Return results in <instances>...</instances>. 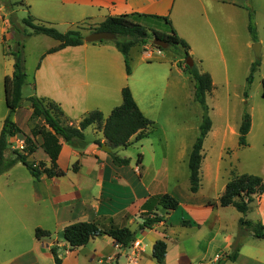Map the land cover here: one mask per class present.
Segmentation results:
<instances>
[{
    "label": "crops",
    "instance_id": "1",
    "mask_svg": "<svg viewBox=\"0 0 264 264\" xmlns=\"http://www.w3.org/2000/svg\"><path fill=\"white\" fill-rule=\"evenodd\" d=\"M19 1L22 2L19 5L23 10H28L37 21L55 24L56 21L52 23V20H60L67 24V30L86 20L97 25L108 16L122 14L167 17L178 37L189 48L193 45L214 46L220 49L221 59H224V54L220 36L233 48L239 46L248 49L253 43L250 36L244 37L242 31H248V8H254L252 2L255 0ZM4 4L0 0V132L8 115L4 79L10 77L14 69V60L8 55L7 45L14 39V31L10 29L8 19L12 11L8 13ZM141 23L145 25L143 21ZM236 25L241 26L238 36L233 30ZM150 28L158 31L154 27ZM39 35L42 36L39 38L42 57L31 76L32 93L21 99L20 106L11 115L12 121L24 135L30 136V130L35 124L45 125L43 117L31 119L32 109L27 100L31 96L59 104L68 125L76 124L87 112L93 110L100 111L106 118L114 107L120 105L121 89L125 86L130 88L138 106L130 82L132 72L126 73L124 56L115 44L108 41L84 42L79 46H69L46 54L58 42L46 35ZM133 48L138 49L136 53L140 54L139 62L159 59L162 53L158 48L151 50L149 43L136 45L130 51ZM176 71L183 73L179 68ZM229 130L234 132L233 128ZM250 131L251 126L248 134ZM87 132L90 133L88 138ZM23 134L10 139L9 151L12 150L14 140H24ZM84 135L87 145L82 154L59 137L61 149L57 165L65 170V175L61 177L48 178L42 174L34 178L20 162L0 175V264H54L49 254L51 244L58 248L61 264H120L121 259L127 262V256L133 258L132 264H157L152 257V248L157 240L166 243L164 264H213L221 253H215L211 259L207 253L211 247L202 249L199 242L205 238L212 242L219 232L223 236L225 251L230 248L234 234L225 232L224 221L220 218V208L227 207L206 205L210 199H217L228 179L223 181L215 198L201 197V173L200 187L196 193H192L194 196L184 202L177 200V209L183 207L189 219L181 218L179 224L172 227L166 220L168 212L157 200H152L157 195L167 193L161 186L163 182L155 177L147 188L142 181L143 157H137L131 171L127 168L130 159L128 165L116 166L110 152L116 153L121 147L109 148L102 131L95 125L88 126ZM95 140L101 146L95 144ZM34 141L37 149L28 159L36 165L44 163L49 166L50 160L40 147L42 137L38 135ZM8 150L6 156H9ZM76 162L77 169L73 171L72 166ZM218 166L215 169V181L219 179ZM196 195H200L199 198ZM257 200L259 222L264 226V193ZM143 213H151L150 217L160 216L162 220L150 229H139L143 222L140 214ZM92 221L129 228L135 233L134 242H139L138 247L123 250L110 237L102 235L94 237L84 246L70 248L63 240L64 228L74 223ZM183 221H187V224L183 225ZM36 228L49 231L50 236L37 239L34 234ZM242 246L237 259L229 261L231 264H238L243 259ZM247 260L244 262L249 264L253 261Z\"/></svg>",
    "mask_w": 264,
    "mask_h": 264
},
{
    "label": "rangeland",
    "instance_id": "2",
    "mask_svg": "<svg viewBox=\"0 0 264 264\" xmlns=\"http://www.w3.org/2000/svg\"><path fill=\"white\" fill-rule=\"evenodd\" d=\"M1 1L3 3L10 1L12 4L11 9H7L8 13L12 11V17L8 16V19L11 23L10 29L17 31L13 35L14 39L7 43L9 57L13 58L11 52L19 48L18 42L23 45V66L27 74L22 87V98L24 99L32 93L31 76L42 57L40 54L41 44L39 43V38L42 36L22 37L24 31H30L22 23V19L27 18L28 15L32 16V14L28 10H23L19 5V0ZM252 3L256 41L252 40L248 31H242L244 37L250 36L253 42L250 48L245 49L239 46L233 48L220 36L225 60L220 57V49L214 46L193 45L189 49L188 57L193 61V66L200 72L208 73L213 84L212 91L205 96L209 108L208 116L211 120V129L202 146L203 159L200 167V179L202 173L203 186L200 190L201 197L215 198L220 192L223 181L231 179L235 174H240V171L264 178V96L262 94L264 91V0H255ZM53 21H56L55 24L43 22L46 25H52L59 32L67 31V24L60 20H52V23ZM143 23L147 28L154 27L160 32L168 30V26L160 20H145ZM95 26L93 21L86 20L70 29L78 30L82 36H85L93 32ZM233 30L238 36L241 33V26L236 25ZM152 39V32L148 31L146 43H149L150 49L154 51L156 47L151 44ZM235 41L237 44V38ZM239 41L241 43L240 39ZM108 42L114 44L113 40ZM254 43L259 44L258 57L255 56L252 49ZM136 52L138 49L133 48L128 60L130 73L132 72L130 82L134 87L138 106L145 116L153 121V126L148 129L147 136L143 139L133 140L126 148H118L116 155L120 158L130 159V166L127 167L130 171L134 168L137 157L141 155L143 157L142 181L147 188L156 177L160 182H163L161 186L167 193L172 194L176 200L184 202L194 196L189 191L187 159L191 147L199 135V126L202 121L201 106L194 99V87L188 78L189 75L181 68L185 65L182 51L175 52L173 47L169 46L162 50L159 59L153 58L143 62H139L140 54ZM249 59L252 63L259 62L250 84L246 81L252 65ZM177 68L183 73L179 74L176 71ZM245 113L250 117L251 131L246 136V145L240 147L237 143L238 127ZM64 123L67 124V121ZM230 128L234 129L233 133L229 130ZM86 137H90L89 132L86 133ZM217 165H219L220 171L219 179L215 181ZM200 195H196V197L199 198ZM152 200L155 201L156 197H153ZM256 200L257 198L252 203L251 211L245 216L246 219L254 222L260 219L257 210L258 200ZM210 201H214V199H210ZM220 211L225 232L234 234V238L230 248L226 251L220 232L212 242H208L207 238L199 242L202 249L211 247L207 251L211 259L215 253H221L213 264H231L226 256L231 254L234 247L237 246V242L239 245H243L242 257L244 260H253L250 264H264V238H255L249 229L241 228L237 221L239 213L233 207L220 208ZM148 215L150 217L151 213L140 214V217L145 219ZM181 218L189 219L183 211V207L175 211H168L166 220L168 225L175 227ZM53 245L51 244V246ZM130 248L134 249L133 243ZM129 258L127 256V262L125 259H121L120 264H128ZM256 258L258 261H255ZM243 259L238 264H249Z\"/></svg>",
    "mask_w": 264,
    "mask_h": 264
},
{
    "label": "trees",
    "instance_id": "3",
    "mask_svg": "<svg viewBox=\"0 0 264 264\" xmlns=\"http://www.w3.org/2000/svg\"><path fill=\"white\" fill-rule=\"evenodd\" d=\"M4 6L6 9H11L12 4L6 2ZM10 16L12 17V15ZM253 17L254 14L252 9L248 8L247 29L252 40L256 41V28ZM147 19L163 21L168 26L167 32H158L154 29L147 28L146 25L141 23V21ZM22 23L30 30L24 31L22 37L42 34L58 42V45L47 50L46 54L53 53L69 46H79L84 43V36H82L78 30L59 32L53 26L39 22L31 15L22 19ZM13 31L15 35L17 31ZM93 31H107L116 35L113 42L117 50L124 56L127 74H130V67L128 65L129 51L132 47L147 42L148 31H151L152 35L165 40L169 46L173 47L175 52L182 51L185 60L189 56L190 48L188 44L178 37L167 17L145 16L140 14L108 16L97 24L93 28ZM17 44L19 48L11 52L14 59L13 73L10 77L7 76L4 79L8 115L3 122L0 132V175L9 170L17 162L23 164L34 178H39L42 174H45L48 178H58L65 175V170H62L57 165V159L61 149L59 137H61L66 144L82 154V151L87 145L84 130L90 125H95L97 129L102 131L105 144L111 149L118 147L126 148L133 140L139 141L147 136L148 129L153 126V121L148 119L140 111L128 86L121 89L120 105L114 107L106 118L103 117L100 111L93 110L87 112L76 124L72 123L70 125L64 123L67 119L59 104L46 98L31 96L27 99L32 109L31 119L43 117L45 125L39 126L35 124L30 130V136L24 135L11 119L12 113L20 106L22 99L21 91L26 80V73L23 66L24 59L22 57L23 45H21L20 42ZM258 66V61L252 63L250 73L246 78L248 84L251 83L253 73ZM181 68L193 81L194 99L200 104L202 110L199 135L191 147L187 161L189 191L191 193H196L200 187L201 180L200 167L203 159V141L211 129V120L208 116L209 108L206 104L205 96L212 91L213 84L211 76L208 73L200 72L195 66L188 67L185 64L184 67ZM262 94L264 96V91ZM250 126V117L245 113L242 116V121L238 128V146L243 147L246 145V136L250 130ZM17 134L24 135L25 148L22 152L18 150L9 151L10 139ZM38 135L43 139L40 147L50 160L49 166H46L44 163L36 165L28 159L37 149L34 138ZM94 143L101 146L98 140H95ZM7 150L9 151V156H6ZM110 155L116 166H126L129 163L128 158H120L114 152H110ZM138 157L140 158V155ZM77 165V162L73 164V171L77 169ZM263 193L264 180L261 176L247 173L235 174L226 182L223 191L219 194L217 199L214 201H207L206 205L213 207H233L241 215L238 219V225L241 228L249 229L253 237L262 239L264 238V226L259 221L254 222L246 219L245 216L251 211L252 203L255 201V198H258ZM156 200L166 212L175 211L179 206L178 201L168 193L157 195ZM161 220L162 217L157 215L153 217L148 216L143 219L139 229H150L154 224L161 222ZM182 224H187V221H183ZM34 234L37 239L50 236L49 231L39 228L35 229ZM102 235L110 237L113 243L123 250L131 247L135 237V233L125 226L118 227L113 224L106 226L98 221L74 223L65 227L63 230V240L70 248L84 246L94 237ZM236 244L237 246L234 247L231 254L226 256V259L230 262L237 259L241 245H239L238 242ZM49 254L53 257L54 264H61L59 251L56 246L50 248ZM165 254V241L157 240L152 248L153 259L157 264H164Z\"/></svg>",
    "mask_w": 264,
    "mask_h": 264
},
{
    "label": "water",
    "instance_id": "4",
    "mask_svg": "<svg viewBox=\"0 0 264 264\" xmlns=\"http://www.w3.org/2000/svg\"><path fill=\"white\" fill-rule=\"evenodd\" d=\"M116 38V35L114 33L111 32H107V31H93L87 35L84 36L83 40L84 42L90 43V42H99V41H111L114 40ZM152 44L155 47H158L160 49H167L169 47V44L161 39L158 36L153 35V39H152ZM252 49L255 53V56L258 57L259 56V44L254 43L252 45ZM185 64L188 67H192L193 66V61L191 60V58L187 57L185 60ZM104 149L109 151V149L104 146Z\"/></svg>",
    "mask_w": 264,
    "mask_h": 264
},
{
    "label": "built area",
    "instance_id": "5",
    "mask_svg": "<svg viewBox=\"0 0 264 264\" xmlns=\"http://www.w3.org/2000/svg\"><path fill=\"white\" fill-rule=\"evenodd\" d=\"M11 148H12V150H18V151L22 152L25 148L24 140H22L21 138L14 140V143L12 144ZM138 245H139V242H137V241L133 242V248L134 249L137 248ZM132 262H133V259L129 258L128 264H132Z\"/></svg>",
    "mask_w": 264,
    "mask_h": 264
}]
</instances>
